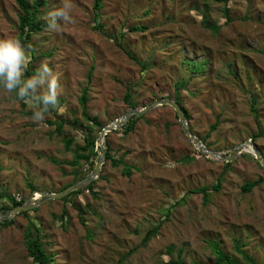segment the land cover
<instances>
[{
    "label": "rangeland",
    "instance_id": "obj_1",
    "mask_svg": "<svg viewBox=\"0 0 264 264\" xmlns=\"http://www.w3.org/2000/svg\"><path fill=\"white\" fill-rule=\"evenodd\" d=\"M34 1L26 0L30 6ZM94 1L72 0L75 23L61 24L55 32L45 27L26 46L30 57L33 51L31 76L42 63L59 74V104L43 122H34V109L0 86V208L10 210L6 195L26 202L33 192L30 184L34 191L56 193L73 182L74 170L91 174L94 167L82 161L76 168L55 163L71 161L86 138L94 140L96 159L108 144L131 173L125 175L122 165L114 167L105 159L90 191L86 186L78 195L42 203L14 216L11 225H0V264H33L25 245L29 222L39 226L41 243L55 264L178 259L216 264L211 243L243 264L235 239L256 264H264V169L248 147L228 166L204 156L168 105L147 112L132 132L117 127L98 143L101 128L132 108L123 100L130 92L137 110L162 98L178 99L190 116L189 129L209 151L227 156L250 141L264 160V0H229L228 22L224 3L215 0H102L96 19ZM60 4L48 0L37 19L48 21L47 12ZM202 13L220 27L217 34L202 27ZM19 15L15 0H0V40L18 38ZM138 26L146 30L129 32ZM200 62L202 71L192 73L189 64ZM181 80L186 86L176 90ZM84 91L87 112L100 127L82 117ZM59 118L77 124H65L58 134ZM215 121L219 125L210 132ZM218 180L220 191H210L204 202L196 191ZM256 180L262 183L241 192L244 183ZM35 198L38 203L44 197Z\"/></svg>",
    "mask_w": 264,
    "mask_h": 264
},
{
    "label": "trees",
    "instance_id": "obj_2",
    "mask_svg": "<svg viewBox=\"0 0 264 264\" xmlns=\"http://www.w3.org/2000/svg\"><path fill=\"white\" fill-rule=\"evenodd\" d=\"M47 1L48 0H35L34 3L30 6L29 4H27L26 0H15L16 4H17V6H18V8L20 10V15H19V18H18V20H19L18 21V31H19L18 38L21 41V43L25 46V49H26V46H27L30 38L33 36V34H36V33L40 32L41 30H43V28L47 27V24H48L47 20H45V21L41 20L40 21V20L37 19L38 15H39V9H41L43 6H45ZM101 1L102 0H95L94 1L93 10H94L95 19L99 15L98 11L101 8V4H100ZM215 1L224 3V8L222 10L223 17L226 19L227 22L230 21L229 8H228L229 0H215ZM201 25H202V27L204 29L211 31L214 34H217L219 29H220V27L218 25L209 22V20L207 19V16H206L205 13H202ZM96 27L98 28V30H100V26L97 25ZM145 30H146V28L142 27V26L129 28V32H134V33L135 32H143ZM30 53H31V60H33L34 59L33 51H31ZM125 53L131 60H134V61L136 60L129 52L125 51ZM31 60H30V62L28 64L27 68L25 69V76H31L32 75L31 73L33 71L30 70V65L32 64ZM203 63L204 62H200L198 64L191 63V64H189V69L192 71V73L200 72V71H202ZM33 75H35V74H33ZM185 86H186V82L181 80L180 82H178L176 90H178L180 87H185ZM13 94H14V99L19 100L16 97L15 92H13ZM123 100L130 107L136 108V105L133 102H131V93L130 92H126V94L124 95ZM86 101H87V93H86V91H84L83 94L81 95L80 99H79V103L82 106V112H81L82 117L86 121L90 122L92 125L100 127L98 119L96 117H91L88 114L87 109H86ZM174 101L176 103H178L180 105V107L183 109L184 114H185L186 122L189 121L190 116H189L188 112L183 108V106L178 101V99H174ZM250 103H251V112L256 117L257 116V110L255 108L256 101L252 98L250 100ZM144 118H145L144 115L131 117L127 121V123L122 126V128H124L123 129L124 134L132 132L134 130L135 123L138 120L144 119ZM49 123L51 125H53L52 122H49ZM65 124L71 125V126H75L77 124V120H72V121L69 122V120H66V119H62V118L57 119V122L55 124L56 125L55 126L56 133L60 134L61 133V129L63 128V126ZM218 125H219V122L215 121L210 126L209 131L210 132L215 131L217 129ZM261 135H263L262 132H261ZM201 142L203 143L204 140H202ZM71 143H72L71 139L67 140L65 142L66 148L69 149ZM203 144H205V146L207 148H209V146L205 142ZM105 147H106V150H105L106 158L105 159L110 161L111 165L114 166V167L122 165L123 166V171H124L123 173L125 175H130V173H131V169L130 168L131 167L128 166L123 161L122 158L115 159L110 153L108 144H106ZM72 154H73V157H72L71 161H66V162H63V163H61V162H55V163L56 164H66L68 166H72V167L76 168V167L80 166V163L82 161V162L88 164L91 168H93L95 166L94 162H95V159H96V156H97L96 151H95L94 140H88L86 138L85 141H84L83 146H76L75 149L73 150ZM224 165L228 166L229 163H225ZM72 175H73V182L72 183L80 180V178H82V176H85L84 174H81V172L78 171V170H74L72 172ZM261 183H262V180H256V181L244 183L241 186V192L242 193H249L255 187L260 185ZM69 185H67V186H69ZM67 186H65V187H67ZM29 187H30V189L32 191L36 190L35 187L32 184H30ZM91 188H92V185H89V186H87V188L85 190L86 191H90ZM210 191L215 192V193L220 191V180H218L217 183H215L213 186H211L210 189L206 188V187H203V188H200L199 190H197L196 192L197 193L200 192V193L203 194V198H204V202H205V201H207V199L209 197V192ZM80 193H81L80 191L71 192L66 198L78 195ZM191 193H193V192H191ZM5 197L10 201L9 209L21 206L24 203L23 200L15 201L14 199L8 197L7 195ZM6 209H7L6 206H2L0 208V211H4ZM27 213H28V211L23 212V213H21L19 215H26ZM78 215H79V219L83 222L85 219L81 216L82 214H78ZM64 217H65V215H64ZM12 223L13 222L10 220V221L2 222V223H0V225L9 226ZM156 231H157V227L153 228L150 231H148L146 236H145V239L143 240L144 241L143 243H146L153 235H155ZM41 238H42V236L40 235L39 226L36 223H34V222H29L27 230H26V233H25V245H26V248H27V250L29 252V255L33 259V264H55L54 263L53 254H51V253L46 251L45 246L41 243ZM234 242H235L236 251L239 254L242 255L243 264H256L255 261L246 252L242 251L241 240L240 239H235ZM210 247L212 248V251L215 253V255L217 257L216 264H221V263H225V264H241V263H238L235 259H231L227 255L223 254V252L219 249V244L218 243H211ZM164 264H184V263L181 260L178 259L176 261L169 260V261H167Z\"/></svg>",
    "mask_w": 264,
    "mask_h": 264
},
{
    "label": "clouds",
    "instance_id": "obj_3",
    "mask_svg": "<svg viewBox=\"0 0 264 264\" xmlns=\"http://www.w3.org/2000/svg\"><path fill=\"white\" fill-rule=\"evenodd\" d=\"M72 9V0H61L59 7L48 11V30L55 32L61 24L75 23ZM30 60V55L18 38L0 40V86L9 94L15 92L19 100L34 109L32 120L40 123L46 119L51 109H57L61 86L59 74L54 73L47 63H42L35 75L24 79ZM45 87L46 91L40 93ZM59 111L63 113L64 108H59Z\"/></svg>",
    "mask_w": 264,
    "mask_h": 264
},
{
    "label": "water",
    "instance_id": "obj_4",
    "mask_svg": "<svg viewBox=\"0 0 264 264\" xmlns=\"http://www.w3.org/2000/svg\"><path fill=\"white\" fill-rule=\"evenodd\" d=\"M168 105L171 107L182 127V131L185 134V136L196 146V148L204 155V156H212L216 159H220L226 163L231 162L237 155H240L244 149L245 146L254 147L250 141H245L243 143L238 144L232 151L231 154L224 156L219 151H209L208 148L198 139L192 131L189 129L188 124L185 119V114L183 109L180 107V105L174 101H172L170 98H162L159 100L153 101L151 104L143 107L140 110H137L136 108H130L125 112L123 116L120 118L115 119L113 122H111L109 125L104 126L101 128L98 138V143L101 142L104 139V136L108 133L114 130L115 128L119 126H123L131 117L133 116H142L145 115L150 110L154 109L158 106ZM256 150V149H255ZM106 158V152L104 149L101 148L100 154L98 158L96 159L94 169L91 174L85 176L84 178L70 184L69 186L63 188L62 190L56 192V193H46V192H40V191H33L30 198L26 202H24L21 206L12 208L7 211H0V222L9 221L14 216L19 215L23 212L34 210L36 209L40 204L48 202L50 200H59L66 196H68L71 192L74 191H80L83 190L86 186H88L92 181L96 180L100 174V169L102 165L104 164V160ZM255 160L260 164V166L264 169V160L261 156V154L256 150L255 151ZM34 194H38L40 197H44L40 202L38 203H32L31 199Z\"/></svg>",
    "mask_w": 264,
    "mask_h": 264
},
{
    "label": "bare ground",
    "instance_id": "obj_5",
    "mask_svg": "<svg viewBox=\"0 0 264 264\" xmlns=\"http://www.w3.org/2000/svg\"><path fill=\"white\" fill-rule=\"evenodd\" d=\"M246 147H248L246 151L249 152V153H251V154H253V156H255V151L256 150H254V147L245 146L244 149H243V151L245 150ZM210 157H212V156H210Z\"/></svg>",
    "mask_w": 264,
    "mask_h": 264
},
{
    "label": "built area",
    "instance_id": "obj_6",
    "mask_svg": "<svg viewBox=\"0 0 264 264\" xmlns=\"http://www.w3.org/2000/svg\"><path fill=\"white\" fill-rule=\"evenodd\" d=\"M119 127H120V126H119ZM115 129H116V128H115ZM115 129H114V130H115ZM35 199H36V198H35V194H34L33 197H32V199H31V202L34 203ZM16 201H20V200L17 199Z\"/></svg>",
    "mask_w": 264,
    "mask_h": 264
}]
</instances>
